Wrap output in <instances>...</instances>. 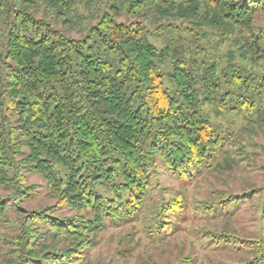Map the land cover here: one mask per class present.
I'll return each mask as SVG.
<instances>
[{
	"label": "trees",
	"instance_id": "trees-1",
	"mask_svg": "<svg viewBox=\"0 0 264 264\" xmlns=\"http://www.w3.org/2000/svg\"><path fill=\"white\" fill-rule=\"evenodd\" d=\"M261 12L264 0H0V230L7 198L37 194L22 170L55 200L22 215L13 264H85L107 227L177 229L182 196H151L159 168L182 182L232 168L241 128L226 120L264 130ZM242 198L195 211L227 217ZM203 238L264 264V233Z\"/></svg>",
	"mask_w": 264,
	"mask_h": 264
},
{
	"label": "rangeland",
	"instance_id": "rangeland-1",
	"mask_svg": "<svg viewBox=\"0 0 264 264\" xmlns=\"http://www.w3.org/2000/svg\"><path fill=\"white\" fill-rule=\"evenodd\" d=\"M254 27L256 31H263L260 34L264 48V12L257 14ZM4 29L5 25L0 23V39ZM67 34L78 36L75 33ZM260 65L264 68V60ZM226 121H229L228 125L234 132L241 128L240 138L236 139L238 151L229 154L234 158L232 168L222 171L202 170L188 182L171 177L161 167L154 174L156 178L151 192L154 202L160 197L175 195L182 196L184 200L186 208L183 214L172 218L177 229L159 239L145 233L142 221L107 227L98 236L97 245L88 252L85 264H176L187 258H194V264H242L253 257V251L246 248H223L203 238L206 230L226 231L233 236L250 239L264 233V221L260 220L259 213L264 189V130L245 129L246 122L238 119ZM22 173L26 177V185L32 186L37 194L17 202L7 198L9 208L6 216L9 223L0 230V264H13L11 261L15 254L11 252V241L17 233L22 215L30 210L49 207L55 202L48 196L41 177L27 174L24 170ZM8 193L0 190L2 196L7 197ZM238 195H247L248 199L242 198L241 204L230 216L214 218L195 211L203 203H215L221 198ZM59 214L66 216L70 213L59 211Z\"/></svg>",
	"mask_w": 264,
	"mask_h": 264
}]
</instances>
